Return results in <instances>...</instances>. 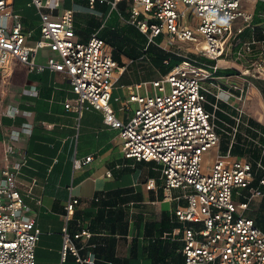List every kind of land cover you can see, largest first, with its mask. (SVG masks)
I'll use <instances>...</instances> for the list:
<instances>
[{"label":"built area","instance_id":"built-area-1","mask_svg":"<svg viewBox=\"0 0 264 264\" xmlns=\"http://www.w3.org/2000/svg\"><path fill=\"white\" fill-rule=\"evenodd\" d=\"M60 1H28L41 13L39 34L34 37V29L25 26L15 9V0H0V71L18 60L30 71L49 68L63 72L73 91L65 102L67 108L76 109L79 115L87 107L102 111L104 122L119 129L125 156L154 160L162 166L167 198L186 199L185 205L175 209L177 220L183 224L178 237L182 264H264V228L247 214L251 202L264 196V190L256 186L244 192L241 188L249 187L255 174L252 162L233 155L231 149L223 152L220 148L223 131L234 140L239 123L245 119L243 109L229 113L222 105L232 92L217 82L216 74L218 61L226 62L223 67H233L227 62L238 63V59L255 52L256 40L241 43L238 39L241 44L234 50L236 59L228 57L233 41L243 30H235L236 21L253 19V11L243 5L250 0H88L90 7L100 2L117 9L125 1L129 15L119 10L121 18L135 24L150 41L163 35L160 46L180 40L194 45L195 54L216 59L198 64L197 58L183 54L185 58L167 72L128 84L123 109H129L132 102L137 106L126 120L118 116L112 104L113 88L125 65H120L99 29L87 39L79 38L75 23L78 8L60 11ZM44 49L48 54L38 60V52ZM257 53L260 59L256 66L238 69L241 74L253 69L264 78V47ZM242 90L235 96L242 98ZM219 111L230 114L236 124L231 125ZM7 112L15 115L17 109ZM30 129L26 122L9 133L2 159L7 164H0V264H37L35 251L42 230L19 189V165L9 163L14 152L11 141L21 130ZM213 148H217L214 160L204 164L205 153ZM92 158L93 154L76 158L74 166L81 167ZM258 165L264 168L261 161ZM260 183L264 184V177ZM174 189L180 190L178 196H174ZM78 202V197H71L66 205L62 257L73 252L82 264H94L98 257L91 250L81 255L75 241L90 236L89 229L72 233L67 225Z\"/></svg>","mask_w":264,"mask_h":264},{"label":"crops","instance_id":"crops-1","mask_svg":"<svg viewBox=\"0 0 264 264\" xmlns=\"http://www.w3.org/2000/svg\"><path fill=\"white\" fill-rule=\"evenodd\" d=\"M259 1L264 0L243 1L253 11V19L246 26L239 25L243 30L237 34L241 43L256 40L254 50L264 47V9H257ZM103 6L100 3L89 10L78 7L83 12L76 16L82 20L75 17V23L85 24L84 18L95 17L104 26L113 8ZM102 13L103 17H98ZM40 19L23 16L25 26L34 29V37L39 34ZM118 21L126 23L121 15ZM48 52L41 50L37 59L44 60ZM14 63L0 71L9 83L3 103L0 101V164H7L2 159L9 133L30 123V131L21 130L11 141L14 152L9 163L19 165V189L42 230L35 251L37 264H82L73 252L62 257L64 215L71 197H78L79 202L68 228L72 233L89 229L90 236L75 241L81 255L91 250L98 257L94 264H182L178 237L183 224L175 209L185 205L186 199L167 198L162 166L154 160L125 156L119 129L104 122L102 111L87 107L79 115L76 109L67 108L65 102L73 91L63 72L49 68L30 71L26 64ZM120 76L113 88L112 104L126 120L137 106L132 102L129 109H123L129 94L127 85L137 80L130 74ZM10 109H17L16 114H8ZM89 154H93L89 162L74 166L76 158ZM173 193L178 196L180 190ZM155 242H159V249Z\"/></svg>","mask_w":264,"mask_h":264},{"label":"rangeland","instance_id":"rangeland-1","mask_svg":"<svg viewBox=\"0 0 264 264\" xmlns=\"http://www.w3.org/2000/svg\"><path fill=\"white\" fill-rule=\"evenodd\" d=\"M28 1L29 0H16L15 9L17 11H19L21 13V15H23L25 17V19L35 20V19H38L39 17H41V13H39L37 11L36 6L29 5ZM105 4H107V3H103V5H105ZM96 5H97V3H95L94 7H90L88 0H61L60 4L58 6V9L60 11H64L68 7H77V8L80 7V8H82V10H85V9L89 10V9H95ZM118 9L121 10L125 16L129 15V13L126 10V2L125 1H122V3H120L118 5ZM118 9L113 8L111 10V16L108 19L109 28H111L113 25L116 26L119 24L118 18L120 17V13H119ZM80 12H83V11H81L79 9V11L77 13H80ZM189 14H190V11L187 12V18L188 19H189ZM89 15H91V14H89ZM103 15L104 14L102 13V15H100L98 17H103ZM76 20H82L81 16H76ZM240 20H241L240 22H242V23H237L235 25V27H238L239 25H243V26L245 25L246 26V24H247L246 21H244L242 19H240ZM192 22H194V21L192 20ZM76 27L78 29V31H77L78 37H80L81 39H86V38H84L86 35L88 37L90 36V34H89L90 28L88 27V25L76 23ZM246 34H247V32H246ZM257 34H258V31L256 32V37H257ZM160 37H162V39H163V35H160ZM238 39H241L240 35H237V37L233 41V47L234 48L230 52L231 54L228 56L231 59L233 58V60L236 59L235 56L237 55L236 51L234 52V50H236L238 48V46L236 44ZM239 43H240V40H239ZM109 45L111 46V48L114 49L115 45L113 44L112 41L109 42ZM160 47L164 48L165 50L172 51V52H174V50L176 49V52H174V53L178 52V53H180V55L184 54V55L191 56L193 53L194 54L196 53L194 50V45H192L191 43H188V42L180 41V40L172 41V42H163V46H160ZM258 50H259V48L256 47V49L254 50L255 52H252V53L249 52L247 54V57H249V58L238 59V63H236L237 61L233 62V63L227 62V63H229V65H233V67L232 66L223 67L224 64L226 65V62L218 61L219 62L218 64L220 65V67L218 69H221V68H224V69L232 68V69H234V72H231V73H225V74H220V75L216 73L218 75L217 82L219 84H221L224 88L228 89L229 92H232L230 94V96L226 97V98H228V101L224 100L222 102V105L224 106V108L229 113L232 111L233 108L236 109V111L239 110L238 108L243 109L242 110V117L245 119L243 126H241V129L243 132H245V127L248 125L249 117L257 119L258 121H260L261 123L264 124V78L258 77L257 73H253V71H252L253 69L248 73L245 72V74H241L240 71L238 70V69H243L247 65H250L252 68L254 66H256L257 61H259V59H260V56H259L260 54L257 53ZM198 55H201V54H198ZM122 59H123L125 65L127 66L128 73L130 74V76L132 78H149V77H153L156 75L158 76V74L160 73L156 69L157 67H154L151 62L146 61L145 66H144L146 68H144L143 66H139L141 68V69H139L140 74L138 75V77H136V75H134L135 63L133 62L132 58L126 56V54H122ZM215 61H216V59H215ZM17 63H18V60H15L14 65H16ZM6 78H7V76L4 77L3 74L0 73V101H2L1 103H3L2 98L5 95L4 91L7 90L8 86H9V83H8ZM241 88H243L242 98H238L237 96H235L234 93L241 94ZM214 89H216V88H214ZM223 103H225L226 105H224ZM0 107H1V105H0ZM259 133H261V130L259 131ZM221 144H222V141H221ZM221 144H220V148H221ZM221 150L223 151V148ZM216 151H217V148H213L212 151L205 153L204 164H208V163L211 164V162L215 158ZM223 152H225V151H223ZM243 156L246 158L253 159L250 152H248L247 154H245ZM241 189L244 192L249 191L248 188H241ZM262 198L263 197L259 196L251 202V208H250V210H247V214L252 215L251 211L256 209L258 204L262 201Z\"/></svg>","mask_w":264,"mask_h":264},{"label":"trees","instance_id":"trees-1","mask_svg":"<svg viewBox=\"0 0 264 264\" xmlns=\"http://www.w3.org/2000/svg\"><path fill=\"white\" fill-rule=\"evenodd\" d=\"M99 4L100 2H97V5ZM106 7L107 5L105 4L103 9H106ZM258 8L264 9V1H259L257 9ZM256 19L259 20V17H256ZM83 21L90 28L89 34H91V32L95 29H99V33L102 37H104L108 42H113L115 45L113 49L114 56L121 65L125 64L122 59V54H126V56L132 58L133 62L135 63L134 75H136V77H138L140 74L139 69L141 68L139 66L144 67L146 61L151 62L154 67H157L156 69L158 72H160L159 74H161L167 72L174 64L185 58L184 55H180L160 47L159 42L162 39L160 35L155 38V41H150L148 35L141 31L133 23L126 22L121 25H113L111 28H109L108 22H106V24L101 27L102 22L95 17L89 19L84 18ZM87 37L88 36L86 35L84 38ZM191 56L197 58L196 62L198 64L215 62L214 58L205 55H196L193 53ZM231 72H234V69L221 68L217 70V74L219 75ZM128 74L129 73L126 66L120 77L123 78L128 76ZM135 79L137 81L140 80V78ZM223 104L226 105L225 103ZM231 112L237 113L236 109L234 108ZM219 114L228 122H230L231 125L236 124V120L228 113L219 111ZM243 123L244 122L239 123L234 140H232V136L228 132L223 131L221 149L223 148V151L231 149V152L236 156H243L250 152L253 159H248L252 162L255 174L249 187L247 188L250 190L256 186H259L264 190V184L260 183L261 177H264V168L258 165V161H261L264 165V124L257 119L249 117L248 125L245 127V132H243L241 129ZM222 125H224L226 129L230 131L232 130V126H228L224 122H222ZM259 129L261 130V133H259ZM262 197V201L258 204L256 209L251 211L252 215H248L253 217L257 224L264 228V196ZM250 208L248 210H250ZM154 244L158 249L161 247L159 242H155ZM156 262H161V264L166 263V261Z\"/></svg>","mask_w":264,"mask_h":264},{"label":"clouds","instance_id":"clouds-1","mask_svg":"<svg viewBox=\"0 0 264 264\" xmlns=\"http://www.w3.org/2000/svg\"><path fill=\"white\" fill-rule=\"evenodd\" d=\"M224 23H227V20H225Z\"/></svg>","mask_w":264,"mask_h":264}]
</instances>
